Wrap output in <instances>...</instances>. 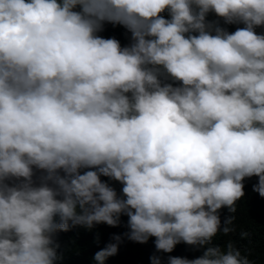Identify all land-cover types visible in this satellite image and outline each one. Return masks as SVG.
<instances>
[{
  "label": "clouds",
  "instance_id": "obj_1",
  "mask_svg": "<svg viewBox=\"0 0 264 264\" xmlns=\"http://www.w3.org/2000/svg\"><path fill=\"white\" fill-rule=\"evenodd\" d=\"M261 25L264 0H0V264H57L59 231L121 214L158 251L209 245L168 264H251L212 240L245 178L264 197Z\"/></svg>",
  "mask_w": 264,
  "mask_h": 264
},
{
  "label": "trees",
  "instance_id": "obj_2",
  "mask_svg": "<svg viewBox=\"0 0 264 264\" xmlns=\"http://www.w3.org/2000/svg\"><path fill=\"white\" fill-rule=\"evenodd\" d=\"M170 18L168 12L162 13ZM207 20L218 21L219 25L229 32H234L243 23L226 24L222 17L214 12L207 15ZM258 34H264V25L256 28ZM99 35L105 38L115 37L122 46L129 45L131 33L122 25L105 24L104 31ZM172 82V81H169ZM179 83V82H174ZM85 170H82V172ZM39 175V172H37ZM103 181L114 187L118 195L122 196L123 185L121 182L109 177L102 176ZM258 182V177L245 178V195L235 204V212L224 207L219 210L221 227L225 226L224 221L232 218L231 224L227 225L231 231L225 234L222 230L212 240V245H218L222 250H227V244L241 251L247 256L251 264H264V197H261L253 186ZM129 217L121 214L120 223L117 226H110L106 223L94 224L92 228L83 225L71 226L68 231H59L56 234V241L59 244L58 254L60 259L57 264H98L94 259L97 251L105 248L109 243L115 242L114 235H121L122 242L116 255L108 257L105 264H153L152 257L161 258V264H168L170 256L195 259L204 254L209 245H189L181 242L175 246L172 252L158 251L155 247V237H150L146 243L134 242L123 236L130 231L128 227ZM71 224V222H70ZM246 235H242L245 234Z\"/></svg>",
  "mask_w": 264,
  "mask_h": 264
}]
</instances>
